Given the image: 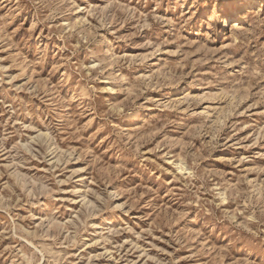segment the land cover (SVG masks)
Instances as JSON below:
<instances>
[{
	"label": "rangeland",
	"instance_id": "rangeland-1",
	"mask_svg": "<svg viewBox=\"0 0 264 264\" xmlns=\"http://www.w3.org/2000/svg\"><path fill=\"white\" fill-rule=\"evenodd\" d=\"M0 264H264V0H0Z\"/></svg>",
	"mask_w": 264,
	"mask_h": 264
},
{
	"label": "bare ground",
	"instance_id": "bare-ground-1",
	"mask_svg": "<svg viewBox=\"0 0 264 264\" xmlns=\"http://www.w3.org/2000/svg\"><path fill=\"white\" fill-rule=\"evenodd\" d=\"M233 16H234V15H229V16H227V17L230 18V20H232V21H234V19L241 20V17H240V16H237L236 18H233ZM228 21H229V20H225V21H223V22H225V24H224V26H223V27H224V30H225L226 27H227V28H226L227 30H228L229 27H230V24H228ZM223 22H222V23H223Z\"/></svg>",
	"mask_w": 264,
	"mask_h": 264
}]
</instances>
